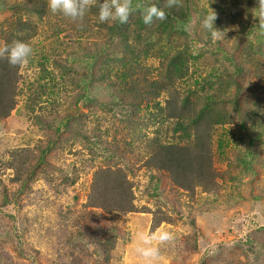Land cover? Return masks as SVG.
<instances>
[{
	"label": "trees",
	"instance_id": "1",
	"mask_svg": "<svg viewBox=\"0 0 264 264\" xmlns=\"http://www.w3.org/2000/svg\"><path fill=\"white\" fill-rule=\"evenodd\" d=\"M154 3L157 0H133L135 10L128 23L120 25L100 23L95 0H90V9L82 23L53 14L47 7L48 0H0V14L9 12L0 17L1 48L14 39L32 46L39 37H52L60 41L54 43V55L58 50L59 55L67 52V59L79 55L84 63L80 68L75 67V72L58 67L64 78L60 91L53 82L49 94L38 82L30 85L32 98L23 108L34 116L36 125L40 123L46 130L47 137L50 133L49 137L44 145L39 143L31 150L36 154L27 149L21 152L15 149L8 151V157L1 161L0 171H10L7 182L16 189L9 190L1 185L0 216L12 223L11 234L16 240L19 257L25 256V252L10 206H16V197L39 171L44 174V168L50 166L45 157L57 146L63 150L66 145L69 153L79 146V151H72L74 154L95 158L85 160L88 166H93L100 158L101 164L93 170L84 208L101 212L99 215L118 217L145 212L151 217L150 233L162 223L175 221L161 210L160 204L166 202L167 195L160 187L159 177L175 191L190 196L197 191L219 195L220 191L228 189L227 181L234 183L237 177L228 172L223 177L218 175L214 167V146L219 151L215 153L218 156L230 143L238 154L248 145L242 153L243 158L252 161V157L259 154L250 147L254 143L261 144L264 130V34L256 26L259 22L257 0H182L181 7L172 9L163 4L164 0H159L158 6L165 10L168 19L146 26L142 13ZM209 9L217 13L215 26L227 29L225 40H213L201 27V19ZM60 34H64L63 39ZM20 68L10 66L6 58L0 57V126L3 132L8 130L7 121L23 96ZM100 86L106 89L104 104L109 106L102 110L119 122L124 136L119 134L117 127H113V132L111 126L99 124L90 130L85 128L88 119L80 113L78 104L86 100L84 94L88 90L92 92V88ZM53 95L64 99L60 103L65 106L64 113L60 114L57 109L62 105L54 102L51 106L56 113L40 110L41 115H37L35 108L40 100ZM150 105H154L157 112L144 114L145 120L140 118L138 112ZM58 120L60 127L55 126ZM148 126H157L150 137L143 132ZM257 126L259 128L255 129ZM230 127L235 130L228 136L226 130ZM227 132L230 133V129ZM129 155L139 163L131 162ZM237 158L236 155L235 160ZM241 163L251 168L249 162L241 159ZM141 170L147 180L141 194L151 202L153 209H139L135 205V190L139 189L135 178ZM71 173L69 178L63 176V182L72 185L76 171ZM254 191L257 195L251 191L249 197L261 198ZM168 208L174 212L173 201H168ZM175 210V215L182 214L179 206ZM195 221L189 218V225L194 229ZM259 229L263 231L264 226ZM113 235L100 242L105 250V263L117 244ZM176 241L173 240L174 245ZM196 249V234H193L181 236L172 250L178 256L177 252ZM170 252L169 249L168 255ZM213 253L208 256L209 261L200 259L198 264H243L235 257L236 251L221 258H215ZM0 264H11L10 256L1 247Z\"/></svg>",
	"mask_w": 264,
	"mask_h": 264
},
{
	"label": "rangeland",
	"instance_id": "2",
	"mask_svg": "<svg viewBox=\"0 0 264 264\" xmlns=\"http://www.w3.org/2000/svg\"><path fill=\"white\" fill-rule=\"evenodd\" d=\"M8 13H1L0 17ZM59 37L63 39L64 34H60ZM59 42L52 37L45 39L44 36L32 42L33 55L30 63L21 66L19 71L23 83V96L18 100L16 109L7 121L8 130L3 132L0 126V165L3 158L8 157V151L34 150L39 143L44 145L49 137L50 133L47 137L46 130H43L40 123L36 125L32 119L34 116L23 108L32 98L33 90L30 89V85L38 82L40 87L45 86V91L49 94V87L53 82L55 88L60 91L63 76L58 67H67L75 72V67L84 66L79 55L76 58L74 56L73 60L65 58L67 52L60 56L58 50L54 55V43L59 44ZM92 89L94 91L88 90L84 94L86 100L78 104L80 113L88 119L85 121V128L90 130L99 124V126H111L109 128H112V132L113 127H117L116 129L120 131L119 122L110 113L102 110L109 108L104 104L107 100L105 87ZM77 92L76 90L75 93ZM47 97L44 96L38 104L39 107L35 108L37 115H41L40 110L43 113L44 111L56 113L57 110H53L51 106L54 102L62 105L57 109L60 114L64 113L65 106L60 104L63 103V98L59 95ZM67 99L70 102V99ZM158 102L163 106L161 100ZM153 107L154 105H150L146 110L143 107L138 112L139 117L144 119V114L145 116L155 114L157 110ZM81 121L83 122V116ZM55 126L60 127L59 120L55 122ZM156 127H146L143 130L146 137H150ZM258 128L259 126L255 129ZM228 129L230 133L227 132ZM227 130L226 133L231 136L235 127L227 128ZM262 131L261 144L250 145L252 150L259 151L258 155L252 157L254 158L252 161L249 158H243L242 155L248 145L238 154L234 153V146L230 143L224 147L220 156L215 154L219 151L214 146V167L218 175L223 177L228 172L230 176L237 177L234 183L228 180V189L220 191L219 195L203 194L197 191L190 196L175 191L165 179L159 177L162 181L160 187L164 188L167 195L166 202L160 204L161 210L175 221L173 224L162 223L153 233L161 230L169 231L177 241L181 236L196 234L197 249L193 252H177L178 256H175L172 249L177 241L175 245L172 241L169 246L160 245L161 255L152 264H198L200 259L209 261L211 252H214L212 255L215 258H221L233 251H236L235 257L243 264H264V230L259 229L264 226V130ZM119 134L124 136L121 131ZM51 137L53 138L52 132ZM65 137L66 135L63 136ZM68 149L66 145L63 150L57 146L49 153L45 160L50 166L47 165L44 168V174L38 170L37 177L28 183V187L21 195L16 197V206H10L16 217L15 226L21 237L25 256L19 257L16 252V240L11 234L12 223L0 216V247L10 256L11 264H145L137 254L136 248L140 245L139 235L150 234V215L145 212L123 217L99 215L101 212L84 208L90 191L93 170L101 164V161L97 158L93 166H88L85 160H94V157L89 155L80 157L74 154L72 151L75 153L79 151V146L73 147L70 153ZM83 151L86 153V150ZM236 155L238 158L235 160ZM129 156L131 162H137L132 155ZM241 159L249 162L251 168L242 166ZM229 163L232 166L228 167ZM73 170L76 174L72 185L63 182V176L69 178ZM9 175L8 170L4 173L0 171V188L3 185L9 190L16 189V186L8 184ZM135 181L139 183V189L135 190V205L139 209L142 207L153 209L151 202L141 194L147 184L142 170L138 172ZM218 182L222 183L221 178ZM254 190L261 198L249 197L251 191L253 195H257ZM168 201H173L174 212L168 208ZM178 206L182 209V212H179L182 213L181 215H175V207ZM93 214L98 217L95 218ZM179 216H182L181 219H178ZM190 217L196 220L195 229L189 225ZM112 234L117 244L109 252V260L105 263V250L103 251V245L100 242ZM232 243L234 246L238 244L242 246L234 247ZM153 244L155 245L156 242L154 241ZM169 249L171 252L168 255Z\"/></svg>",
	"mask_w": 264,
	"mask_h": 264
},
{
	"label": "clouds",
	"instance_id": "3",
	"mask_svg": "<svg viewBox=\"0 0 264 264\" xmlns=\"http://www.w3.org/2000/svg\"><path fill=\"white\" fill-rule=\"evenodd\" d=\"M257 3L259 22L256 26L258 31L264 34V0H257ZM158 4L159 0L144 9L142 13L144 25L151 26L155 21L163 22L168 19L165 10ZM163 4L168 9L179 8L182 6V0H164ZM95 6L98 9V21L102 24L118 23L124 25L128 23L135 10L133 0H95ZM47 7L53 14H59L74 23H82L90 9V0H48ZM217 19V13L209 9V13L201 19V27L209 33L213 40H225L227 29L217 28L215 26ZM32 55V46L23 40L14 39L10 44L0 48V57L6 58L8 64L14 68L28 65ZM173 240V234L164 230L148 235L140 234V245L136 248V252L145 264H152L160 256V245L168 244ZM154 241L156 242L155 245L153 244Z\"/></svg>",
	"mask_w": 264,
	"mask_h": 264
}]
</instances>
